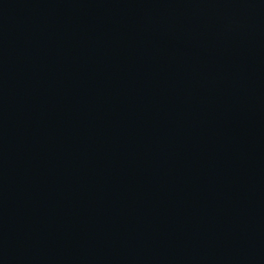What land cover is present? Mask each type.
Listing matches in <instances>:
<instances>
[{"label":"water","instance_id":"1","mask_svg":"<svg viewBox=\"0 0 264 264\" xmlns=\"http://www.w3.org/2000/svg\"><path fill=\"white\" fill-rule=\"evenodd\" d=\"M0 264H264V0H0Z\"/></svg>","mask_w":264,"mask_h":264}]
</instances>
